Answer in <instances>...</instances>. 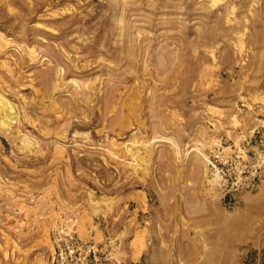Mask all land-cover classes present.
<instances>
[{
    "label": "rangeland",
    "instance_id": "rangeland-1",
    "mask_svg": "<svg viewBox=\"0 0 264 264\" xmlns=\"http://www.w3.org/2000/svg\"><path fill=\"white\" fill-rule=\"evenodd\" d=\"M0 264H264V0H0Z\"/></svg>",
    "mask_w": 264,
    "mask_h": 264
},
{
    "label": "bare ground",
    "instance_id": "bare-ground-1",
    "mask_svg": "<svg viewBox=\"0 0 264 264\" xmlns=\"http://www.w3.org/2000/svg\"><path fill=\"white\" fill-rule=\"evenodd\" d=\"M7 124V123H6ZM6 124H4V125H6Z\"/></svg>",
    "mask_w": 264,
    "mask_h": 264
}]
</instances>
